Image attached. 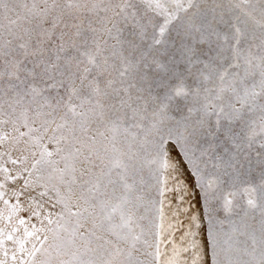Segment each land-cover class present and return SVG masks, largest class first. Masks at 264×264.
Segmentation results:
<instances>
[{"label": "snow or ice", "instance_id": "obj_1", "mask_svg": "<svg viewBox=\"0 0 264 264\" xmlns=\"http://www.w3.org/2000/svg\"><path fill=\"white\" fill-rule=\"evenodd\" d=\"M0 264H264V0H0Z\"/></svg>", "mask_w": 264, "mask_h": 264}]
</instances>
